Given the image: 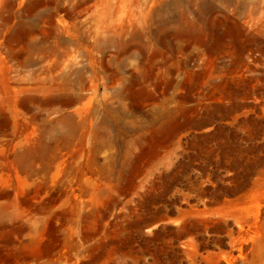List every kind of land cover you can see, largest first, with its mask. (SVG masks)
I'll return each instance as SVG.
<instances>
[{
  "label": "rangeland",
  "instance_id": "374dc122",
  "mask_svg": "<svg viewBox=\"0 0 264 264\" xmlns=\"http://www.w3.org/2000/svg\"><path fill=\"white\" fill-rule=\"evenodd\" d=\"M0 264H264V0H0Z\"/></svg>",
  "mask_w": 264,
  "mask_h": 264
}]
</instances>
